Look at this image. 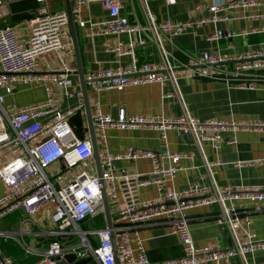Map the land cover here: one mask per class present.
I'll use <instances>...</instances> for the list:
<instances>
[{
	"label": "built area",
	"instance_id": "2783aa9c",
	"mask_svg": "<svg viewBox=\"0 0 264 264\" xmlns=\"http://www.w3.org/2000/svg\"><path fill=\"white\" fill-rule=\"evenodd\" d=\"M10 0H0V16L8 13L6 5ZM40 5L32 17L30 36L22 41L17 37L12 25H0V149L9 143L25 145L26 151L0 167V178L7 187L5 194L0 197V219L16 211L23 210L27 214H35L45 204H52V218L63 234L78 235L79 244L65 247L61 240L55 239L42 259L43 263H53L55 256L75 251L78 256L92 253L99 264H116L111 229L108 227L83 230L81 224L89 217H95L105 211L102 197L100 177L97 172H90L88 161L93 158L94 150L89 138H80L74 134L68 123V118L77 108L84 109L80 84L73 78L74 69L65 67L56 72L39 75L36 72L39 55L52 49H63V39L68 36L69 16L66 10L54 11L48 0H36ZM92 1H99L108 11V17L100 20L84 19L83 9ZM146 5L148 25L140 21L132 22L122 13L123 0H71L74 22L86 27L88 35L127 33L129 41H122L110 48L117 56L133 55V61L127 67L100 70L89 77L95 91L126 85H140L158 83L162 88L163 100L176 98L181 103L180 115L130 114L120 109L118 118L95 110L93 120L98 127L100 140L107 145L106 129L109 126L121 129L147 127L157 130L161 137L168 142L170 131L178 136L191 134L194 143L202 157L205 170L197 179L183 190H164V182H173L180 167L170 164V159L192 158L193 152H170L167 148L162 151H142L129 148L122 155H114L106 151L102 162V179L105 181L108 198H117V182L125 180L126 195L129 203L121 208L113 221L115 223L128 222L123 229L114 227L117 251L123 264H203L215 262L217 264H233L234 257H240L243 264H249L247 253L259 247L263 242L256 239V235L249 229L252 220H242L240 210L236 204L239 200L264 201L263 186H238L222 188L215 176L214 165L221 161H212L205 151L204 140L217 141L222 138V131L235 132L246 127L245 121L227 123L225 121H201L191 115L188 102L180 85L179 75L176 73L177 62L172 52L167 48L166 39L173 41V37L187 29L197 28L207 22L217 23L226 20L229 15H220V11L246 8L262 4L259 0H230L210 7L211 14L188 22L165 20L157 22ZM237 33L231 30L218 29L215 39L232 38ZM148 41L156 43L159 49L158 60L139 62L135 55L137 45H145ZM69 52L74 54V48ZM198 64L195 75L212 76L205 66L218 68L223 64L232 66L226 73L227 80L236 81L239 87L256 88L257 81L264 78L256 71L264 69V46L246 51L231 53H216L202 51L199 56L191 57ZM218 71V69H217ZM217 73V72H216ZM51 80L64 94L79 95L77 107L66 111L58 109L55 102L56 91L47 87L48 95L45 102L27 106L8 113L3 107L4 95L2 89L11 90L19 82H45ZM171 87V88H168ZM50 116L43 120V117ZM207 127L217 131L214 135L204 133ZM71 136V138H69ZM67 139V140H66ZM219 148V144H215ZM143 156L152 158L153 173L159 175V195L149 201L141 202L137 199L139 184L147 185L149 180H140L139 174L130 173L127 169L118 168L114 160L117 158L137 159ZM58 160L63 161V167L52 175L47 168ZM167 161V162H165ZM250 165H264V158L243 163ZM67 173H71L68 176ZM136 183L127 186L128 182ZM133 186V187H132ZM202 205H217L219 213L217 223L230 235L232 245L224 250L213 248H198L195 245L189 220L188 209ZM167 216L172 221L173 232L179 237L182 245V255L164 261H152L143 245L136 227L141 222L156 217ZM241 232L246 239L241 237ZM131 233L135 236L132 243ZM90 235L97 237L92 243ZM4 237L8 234L3 233ZM0 264H16L13 257L0 252Z\"/></svg>",
	"mask_w": 264,
	"mask_h": 264
},
{
	"label": "crops",
	"instance_id": "0c3cea01",
	"mask_svg": "<svg viewBox=\"0 0 264 264\" xmlns=\"http://www.w3.org/2000/svg\"><path fill=\"white\" fill-rule=\"evenodd\" d=\"M229 1L148 0V6L157 22L165 20L188 22L202 16H209L211 14L209 9L212 5ZM259 1L264 3V0ZM19 2L24 5L16 6ZM123 4L122 13L127 15L132 22L140 21L144 26L148 25L146 5L143 0H123ZM8 5L10 6V13L8 11L9 15L7 13L5 16H0V25H12L17 37L24 41L31 34V19L40 3L36 0H10ZM52 10L67 11L65 2L63 6ZM219 14L229 15V18L217 23L207 22L200 27L187 29L173 37V41L166 39L165 44L176 58L178 65L176 73L179 75L181 89L192 116L203 122L225 121L230 124L245 121L247 125L235 132L228 131V128L225 129L222 131V138L217 141L204 140L205 151L209 158L212 161H221V164H215L213 167L219 185L222 188L264 187V165L243 164L264 158V78L257 81L256 88L239 87L236 81L229 82L226 78V73L232 68L229 64H223L218 68L205 66L209 72L215 74L198 76L195 75L198 64L191 58L199 56L202 51L236 54L264 46V5L256 4L246 8L228 9L220 11ZM82 16L84 19L100 20L109 15L99 1H92L83 9ZM74 23L83 70L87 79L100 70L127 67L132 63L133 55L117 56L110 51V48L115 46L117 42L126 43L129 41L130 37L127 33L88 35L86 27H81L78 22ZM218 29L231 30L237 35L232 38L215 39L214 36ZM63 43V49H52L38 56L36 72L43 75L60 71L65 67L72 68L74 69L73 78L75 82L80 84V78L75 74L77 70L75 49L74 54L69 52L70 48H74L70 32L68 36L64 37ZM135 55L139 62L158 60L159 49L156 43L148 41L145 45L135 47ZM256 72L264 76V69ZM48 86L56 91L55 102L59 110L66 111L78 106L79 95H65L61 88L48 79L45 82H19L13 85L10 91L2 89L3 107L11 114L17 109L45 102ZM88 92L92 115L97 108L115 119L118 118L120 109H125L130 114L163 113L171 116L182 113L181 103L178 99L163 100L162 88L158 83L126 85L97 92L90 81ZM50 116L43 117V120L49 119ZM68 123L77 137L90 139L89 121L85 107L84 109L77 108L68 118ZM95 128L102 159L106 151L114 155H122L129 148L154 152L162 151L165 148L170 152H193L192 158H173L168 161L172 165L179 166L180 169L173 182H164V190L166 191L187 188L197 179L198 174L205 170L202 157L191 134L178 136L174 131H170L166 143L155 129L147 127L121 129L109 126L106 129L108 142L105 145L100 140L98 127L95 126ZM217 131L213 127H207L204 133L214 135ZM216 143L220 145L219 148L215 147ZM25 151L26 148L23 144H7L0 149V167ZM114 163L118 168L139 174L142 178L140 180L150 181L147 185H138L136 197L139 201H149L159 195L158 177L157 174L153 173L152 158L147 156L137 159L122 157L115 159ZM88 165L90 172H96L93 158L88 161ZM60 167H63L62 160L53 163L47 168V171L52 175ZM67 175L71 176L72 174L67 173ZM135 183V180H131L127 186ZM125 185V180L118 181V197L109 198L113 221L116 219L119 210L129 203ZM6 191L7 187L0 178V197ZM236 206L240 210L243 221L247 218L252 220L249 226L250 231L256 235L259 242L264 243V201L239 200ZM52 209V204H45L37 213L32 215L23 210H16L1 218L0 252L3 255L13 257L16 264H58L57 262H42L51 242L59 239L65 246L77 239L78 235L59 232L58 226L52 218ZM218 213L219 207L217 205H202L186 211L196 247H209L219 250L230 247L229 233L223 230L216 221ZM96 225H100V227H95ZM128 226V222L115 223L117 232ZM105 227H107L105 211L100 212L95 217L87 218L81 224L83 230ZM131 228L138 230L152 261H164L182 255L181 241L173 232L172 221L169 217H156ZM3 233L8 234V237H4ZM131 236L132 243L135 245V236L133 233ZM89 237L93 244L98 241L95 235ZM241 237L246 239L243 232H241ZM75 244H79L78 240ZM247 260L249 264H264V247L248 252ZM68 264L99 263L92 253H86ZM203 264L217 263L207 262ZM233 264H243V262L240 257L236 256L233 259Z\"/></svg>",
	"mask_w": 264,
	"mask_h": 264
},
{
	"label": "water",
	"instance_id": "95a60500",
	"mask_svg": "<svg viewBox=\"0 0 264 264\" xmlns=\"http://www.w3.org/2000/svg\"><path fill=\"white\" fill-rule=\"evenodd\" d=\"M65 4H66L68 16H69V24H68L69 25V32H70V35H71L72 40H73V45H74L75 55H76V61H77V70L75 71V74H77L80 78L81 90H82L83 99L85 102V108H86L88 121H89L90 140L92 142L93 150H94L93 159L95 161V167H96L97 175L101 178L100 183H101V188H102L103 204H104L105 214H106V218H107V227L111 229L112 242H113V247H114L116 264H122V262L119 258L118 251H117L116 236H115V231H114L115 226H114L113 217L111 214V208H110L108 193H107L105 181H104V179H102V162H101L102 160H101V154H100L99 144H98V140H97L95 122L93 120L92 109H91L90 99H89V92H88V83L90 81H89V79H87L85 77V73L83 70L82 58H81V53H80V49H79V42H78L75 23H74L73 14H72V2H71V0H65ZM157 177H159V175H157ZM76 240L77 239L67 243L65 245V247L74 245ZM229 244H230V246L232 245L231 238H229ZM77 258H78V253L75 251H71V252L65 253L64 256H60V255L55 256L53 259L58 264H68V263L74 262L75 260H77Z\"/></svg>",
	"mask_w": 264,
	"mask_h": 264
},
{
	"label": "rangeland",
	"instance_id": "374dc122",
	"mask_svg": "<svg viewBox=\"0 0 264 264\" xmlns=\"http://www.w3.org/2000/svg\"><path fill=\"white\" fill-rule=\"evenodd\" d=\"M48 2H49L50 7L52 9H54V8H59V7L63 6L65 1L64 0H48ZM19 5H24V4H22V2H19V3L16 4V6H19ZM6 7H7L9 13H10V6L6 5ZM9 13H8V15H9ZM95 227H100V225H96Z\"/></svg>",
	"mask_w": 264,
	"mask_h": 264
}]
</instances>
